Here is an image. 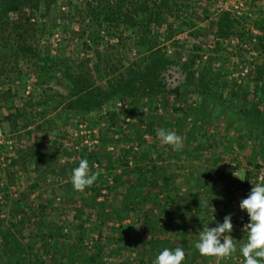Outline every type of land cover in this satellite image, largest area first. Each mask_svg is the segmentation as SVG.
<instances>
[{"label":"trees","instance_id":"obj_1","mask_svg":"<svg viewBox=\"0 0 264 264\" xmlns=\"http://www.w3.org/2000/svg\"><path fill=\"white\" fill-rule=\"evenodd\" d=\"M227 1L0 0V127L13 135L0 144V264H152L165 247L206 264L194 241L226 214L203 210L212 187L185 165H219L232 130L264 159V0H240L242 15ZM47 28L63 34L42 42ZM84 158L97 179L75 191ZM15 179L25 189L10 198Z\"/></svg>","mask_w":264,"mask_h":264},{"label":"rangeland","instance_id":"obj_2","mask_svg":"<svg viewBox=\"0 0 264 264\" xmlns=\"http://www.w3.org/2000/svg\"><path fill=\"white\" fill-rule=\"evenodd\" d=\"M225 7L229 10H234V11H239V14H244L245 12L248 11V9H246V7L242 6V4H240V0H228L226 2ZM15 17V15H13V18ZM251 17V16H250ZM257 20V19H256ZM248 25H250L251 27H253L252 22H248ZM254 30V29H253ZM50 33V34H49ZM255 34H258L259 32L257 30H254ZM42 34V35H41ZM39 35V37L42 39V42L45 43H54L55 40H57V38L55 37L56 34L59 33H54L52 32V30L50 28H47V31H45V33H41ZM63 33L59 34L62 35ZM185 35H183L182 37H184ZM193 41L190 38V42L193 43ZM196 43V41L194 42ZM229 57L234 58L235 61L238 62V52L237 50H228L227 51ZM264 53H261L259 57L263 58ZM242 62V61H240ZM246 62V61H245ZM253 64V63H252ZM248 68V69H245ZM251 68V67H250ZM249 71V65H239V67L237 68V75L239 76V74L242 73L243 78L246 76V74L248 75ZM242 76L240 75V77L242 78ZM20 99H17V102H19ZM203 124L206 131L209 129L211 134H214L216 132L220 133L221 136H224V138L226 137L225 135L227 134V128L223 127L222 121L217 120L216 122H209L206 120V117L203 118ZM2 134L4 136V138H9L12 137L13 135L10 133V128L8 127L7 124H3L2 125ZM197 134H199L197 132ZM229 137H227L228 139H232L234 140V143L232 144L233 146H236L238 151H239V155L241 157V167H243V170L240 171L239 174V178L233 180L230 178L229 176V171L227 168L228 165V160L230 155L232 154V147H228V145L226 144V141L228 139H225V142L223 145L221 146H217L218 147V152H219V158L222 160L219 165H215L214 163H211L212 160H209L207 162L204 163V166L200 165V162H194L192 161L191 163H187L185 165L186 167V172L190 173L191 171L199 174V175H203V176H194L195 178L198 179H205L206 180V184L207 186H211L212 189L207 191V202H206V209H203L205 212H210V211H215L217 210L218 212L224 211L225 214H227L231 208H232V202L236 201V205L239 206V202L241 201V199L246 198L247 195L249 194V192L251 191V188L253 186L249 185V182L247 183V185H245V179H246V175L247 172L249 173V169L251 168H256L258 166V162L259 161H264L263 158L261 157H257L256 160L253 159V155L251 154V152L253 153V142L251 141H247L244 142L243 140L240 139L239 135L236 133V130H232L231 133H229ZM95 138V137H94ZM186 173V174H187ZM56 179V176H55ZM242 179V180H241ZM16 180V179H15ZM13 182L12 186H9V193L6 195L8 197H13V198H18L19 194L21 192H24L25 189V184L26 182H24L23 184L20 183H16L17 180ZM22 180V178H21ZM2 194V193H0ZM2 196V195H1ZM5 196V197H6ZM1 200V198H0ZM209 200V201H208ZM31 207H34L35 201H31ZM3 203L0 202V207H5L3 208V210L5 211V215L7 217V215L9 214V212L7 211V206L5 205V203L2 205ZM62 209V210H61ZM61 209L52 211L51 214L49 215V219L51 220H59V218L62 216L61 212L63 211V214H70V210L67 207H62ZM216 211V212H217ZM204 212V213H205ZM215 213V212H214ZM51 216V217H50ZM218 222H222L218 221ZM128 223V222H126ZM193 226V225H191ZM216 226V223L214 225V227ZM191 231H193V228H189ZM34 231L31 229V227L29 225H26L25 227V236L26 239H31L30 236H33ZM191 233V232H190ZM193 235V234H192ZM191 235V236H192ZM232 237L235 238V243L237 245V247H239V245L243 242V237H244V233L243 232H234L232 231L231 233ZM193 237V236H192ZM207 261L206 264H243V258L242 256L239 255L238 252L233 253L232 255H230L229 257L226 258H216L213 256H205ZM107 261L110 264H117L116 258L113 257H109V259H107Z\"/></svg>","mask_w":264,"mask_h":264},{"label":"clouds","instance_id":"obj_3","mask_svg":"<svg viewBox=\"0 0 264 264\" xmlns=\"http://www.w3.org/2000/svg\"><path fill=\"white\" fill-rule=\"evenodd\" d=\"M156 135L164 145H170L173 150L182 148V137L175 131L159 128ZM238 177L237 171L232 173ZM97 179V174L90 172L86 158L81 159L77 167L71 170V184L73 190L84 191L91 187ZM242 180V179H241ZM246 198L241 199L239 208L245 211L248 221L242 226L245 234L243 242L237 247L232 237L233 223L231 214L224 216L222 222H216L215 227L203 225L198 238L194 241V248L202 256L226 258L238 252L243 258V264H264V173L253 184ZM215 221V217H214ZM185 251L181 247L170 249L165 247L160 251L152 264H183Z\"/></svg>","mask_w":264,"mask_h":264},{"label":"built area","instance_id":"obj_4","mask_svg":"<svg viewBox=\"0 0 264 264\" xmlns=\"http://www.w3.org/2000/svg\"><path fill=\"white\" fill-rule=\"evenodd\" d=\"M57 39H59V35L55 36ZM6 139L9 138H4L3 134H2V128L0 127V144H8L9 146L13 145V141L11 139H9L8 141ZM7 141V142H6ZM232 154L229 157L228 160V171H229V176L231 179L235 180L238 177L234 176L232 173L237 171V174L239 176L240 171H241V157L239 155V151L237 149L236 146H233L232 148ZM249 172L251 174V176L249 177V185L253 186L250 181L255 184L259 178V176L264 173V161H259L258 162V166L254 169L251 168L249 169ZM227 214H231L232 216V223H233V231L234 232H243L242 231V226L247 223L248 221V216L247 213L245 211L240 210L239 206L236 205V201L232 202V208L231 210L227 213ZM226 214V215H227Z\"/></svg>","mask_w":264,"mask_h":264},{"label":"crops","instance_id":"obj_5","mask_svg":"<svg viewBox=\"0 0 264 264\" xmlns=\"http://www.w3.org/2000/svg\"><path fill=\"white\" fill-rule=\"evenodd\" d=\"M241 170H243V168H241ZM249 171V170H248ZM192 172V171H191ZM248 173V172H247ZM250 173V172H249Z\"/></svg>","mask_w":264,"mask_h":264}]
</instances>
